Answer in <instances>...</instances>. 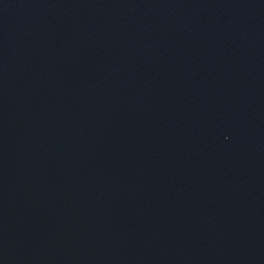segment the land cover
Wrapping results in <instances>:
<instances>
[{
    "label": "water",
    "instance_id": "1",
    "mask_svg": "<svg viewBox=\"0 0 264 264\" xmlns=\"http://www.w3.org/2000/svg\"><path fill=\"white\" fill-rule=\"evenodd\" d=\"M0 264H264V0H0Z\"/></svg>",
    "mask_w": 264,
    "mask_h": 264
}]
</instances>
